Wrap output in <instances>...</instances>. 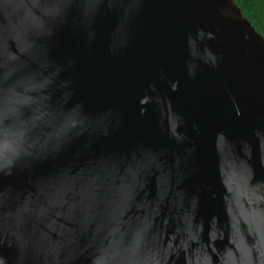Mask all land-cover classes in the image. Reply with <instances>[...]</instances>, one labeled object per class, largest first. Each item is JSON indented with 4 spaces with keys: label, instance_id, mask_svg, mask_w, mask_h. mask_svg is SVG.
I'll return each mask as SVG.
<instances>
[{
    "label": "water",
    "instance_id": "water-1",
    "mask_svg": "<svg viewBox=\"0 0 264 264\" xmlns=\"http://www.w3.org/2000/svg\"><path fill=\"white\" fill-rule=\"evenodd\" d=\"M0 264H264L234 0H0Z\"/></svg>",
    "mask_w": 264,
    "mask_h": 264
},
{
    "label": "trees",
    "instance_id": "trees-1",
    "mask_svg": "<svg viewBox=\"0 0 264 264\" xmlns=\"http://www.w3.org/2000/svg\"><path fill=\"white\" fill-rule=\"evenodd\" d=\"M241 15L264 39V0H234Z\"/></svg>",
    "mask_w": 264,
    "mask_h": 264
}]
</instances>
